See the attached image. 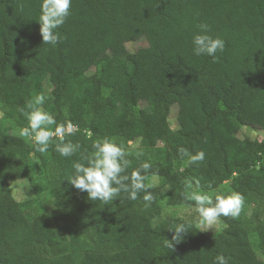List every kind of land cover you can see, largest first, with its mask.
I'll return each mask as SVG.
<instances>
[{
  "label": "trees",
  "instance_id": "trees-1",
  "mask_svg": "<svg viewBox=\"0 0 264 264\" xmlns=\"http://www.w3.org/2000/svg\"><path fill=\"white\" fill-rule=\"evenodd\" d=\"M39 15L40 0H0V110L20 130L27 104L45 95L44 111L77 126L64 140L80 151L61 157L53 137L46 153L35 152L0 122V264H216L218 255L262 264L264 140L236 135L243 127L264 133V0H72L56 45L43 44ZM201 23L225 41L215 58L193 54ZM141 38L147 47L128 52L126 43ZM174 105L176 130L168 122ZM106 137L130 153L127 173L152 164L145 183L157 177L159 185L149 189L156 200L148 207L144 193L103 204L68 184L72 163ZM181 148L203 151L204 161L188 165ZM31 157L49 196L39 210L9 187L28 174ZM193 178L202 192L229 182L228 194L239 193L252 210L220 217L224 227L213 236L192 223L169 250L163 240L189 221L153 219L164 189L166 205L194 207L182 195Z\"/></svg>",
  "mask_w": 264,
  "mask_h": 264
},
{
  "label": "clouds",
  "instance_id": "clouds-1",
  "mask_svg": "<svg viewBox=\"0 0 264 264\" xmlns=\"http://www.w3.org/2000/svg\"><path fill=\"white\" fill-rule=\"evenodd\" d=\"M72 0H40L39 34L45 45H56L59 42V29L70 16ZM199 31L192 37V51L196 56H208L215 58L218 52H223L225 41L211 34V27L207 23L198 25ZM46 96L38 94L34 100L27 104L29 111L25 113L28 122L18 133L20 137L27 138L35 147V152L46 153L53 137L59 138L55 145V151L61 157H72L80 151L78 143L65 142V134H71L77 126L71 122L66 124L57 123L55 116L44 111L42 105ZM3 113L0 112V117ZM53 126H55L53 128ZM89 136L91 133L89 132ZM132 143V142H129ZM92 151L80 154V159L72 163V174L68 179L74 189L87 193L90 201H99L108 204L120 196L127 194V199L137 200L138 194L144 193L142 199L145 207L156 200V195L150 191L152 184H146L148 179L144 173H148L152 164L145 160L139 167L127 173L132 161L128 158L130 153L122 144L114 138H103L93 141ZM180 154L187 158L188 165H198L205 159L203 151L190 153L187 149H179ZM137 157L143 155L136 153ZM185 200L194 202V212L197 215L198 225L207 229L219 222L220 217L238 218L243 205L244 198L237 192L228 195H212L200 191V181L189 179L184 182L182 192ZM192 227L191 222H181L175 225L171 239L163 240V246L173 250L176 244L184 239V236ZM216 264H228V258L223 255L216 256Z\"/></svg>",
  "mask_w": 264,
  "mask_h": 264
},
{
  "label": "rangeland",
  "instance_id": "rangeland-1",
  "mask_svg": "<svg viewBox=\"0 0 264 264\" xmlns=\"http://www.w3.org/2000/svg\"><path fill=\"white\" fill-rule=\"evenodd\" d=\"M147 43L144 39H138L136 41L128 42L126 43L125 47L128 52L134 53L141 49L146 48ZM0 112H2L0 110ZM3 113V112H2ZM178 114V106L174 105L171 108V113L168 119L169 125L173 130H176L179 128V122L177 119ZM0 122L3 124L4 128L8 133L12 136H18L13 135V133H18L19 129L14 127L13 124L4 119V116L0 117ZM236 137L240 140H243L245 138L247 139H257V140H264V133L262 131L252 130L247 127H243L236 135ZM23 138V137H21ZM25 139L28 143L32 144L27 138ZM127 148L129 150H134L139 148V141L128 143ZM31 163L29 165V172L28 174L22 178V179H14L9 180V187L12 193L13 198L18 202H23L26 200H32L31 204L33 207H35L36 210H39V208L48 201L49 196L47 193L46 185L44 184V181L40 175V167L39 163L34 157H31ZM150 184L153 186L159 185V180L157 177H153L150 180ZM166 194V189L163 190ZM229 191V182H224L221 185L217 186L216 190L211 192H204L207 194H210L212 196H215L216 194H224L228 195ZM165 194L162 196L160 202L161 212L160 214L153 219V225L171 218H178L181 220L189 221L196 225L201 231H203L208 236H213L217 234L224 225L221 221L216 223L215 225H212L211 227L207 228L206 230L201 228L198 225L197 222V215L194 212L193 206H180V207H173L166 205ZM252 210L251 206L243 205L242 211L238 217V219L243 217L250 216V212ZM258 258L262 261V264H264V251L257 250Z\"/></svg>",
  "mask_w": 264,
  "mask_h": 264
}]
</instances>
